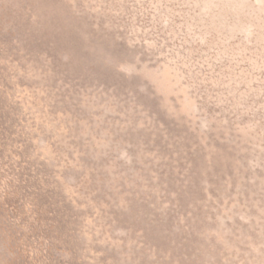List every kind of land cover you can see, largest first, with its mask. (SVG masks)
Segmentation results:
<instances>
[{"label":"rangeland","instance_id":"obj_1","mask_svg":"<svg viewBox=\"0 0 264 264\" xmlns=\"http://www.w3.org/2000/svg\"><path fill=\"white\" fill-rule=\"evenodd\" d=\"M0 264H264V0H0Z\"/></svg>","mask_w":264,"mask_h":264}]
</instances>
